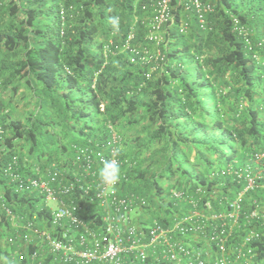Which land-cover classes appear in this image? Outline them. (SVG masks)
<instances>
[{
	"label": "trees",
	"instance_id": "trees-1",
	"mask_svg": "<svg viewBox=\"0 0 264 264\" xmlns=\"http://www.w3.org/2000/svg\"><path fill=\"white\" fill-rule=\"evenodd\" d=\"M145 2L0 0V84H13L14 92L21 84L31 99L16 118L0 100V201L29 219L48 217L46 209L34 212V198L7 185L3 165L17 153L21 164L27 157L24 173L32 162L61 168L72 145L104 142L114 131L125 174L119 193L133 195L136 211L146 212L137 221L145 241L154 221L168 228L195 211L206 235L173 236L201 258L218 249L208 239L210 216L230 210L247 172L261 174L244 192L238 224L223 220L232 228L229 250L250 230L259 233L248 263L264 264V44L257 45L264 41V0H210L202 26L176 9L158 44L135 21ZM231 15L245 36L233 31ZM183 22L187 30L179 32ZM130 33L135 52L123 47ZM128 133L133 142L125 152ZM252 210L257 216L249 220Z\"/></svg>",
	"mask_w": 264,
	"mask_h": 264
},
{
	"label": "built area",
	"instance_id": "built-area-1",
	"mask_svg": "<svg viewBox=\"0 0 264 264\" xmlns=\"http://www.w3.org/2000/svg\"><path fill=\"white\" fill-rule=\"evenodd\" d=\"M176 9L192 12L202 26L213 6L210 0H146L141 7L143 16L135 17V21L140 19L147 39L158 44L166 27L173 24ZM230 19L233 31L237 30L245 36L239 18L231 15ZM187 27V23L183 22L179 25V32H185ZM131 38L130 33L123 47L135 52L129 45ZM249 43L245 38L248 49L251 47ZM263 44L264 41L257 45L260 47ZM119 149L120 137L112 131L104 142L89 140L72 145L73 156L61 168L53 163L43 166L32 162L30 173H24L27 157L22 158L23 164L17 153L10 157L2 167L1 178L16 193L39 199L40 204L36 205L38 208L34 212L43 213L46 209L48 217L37 219L34 214L29 219L25 213L18 214L6 202L0 201V226H7L0 242L5 244L7 264H249L255 258L256 252L250 245L251 241L258 240L259 233L250 230L229 250L225 242L232 228L223 219L231 218L233 226L237 224L244 192L251 189L255 180L263 178L261 174L252 175L244 169L247 172L246 186L229 203L230 210L210 216L212 221L219 220L218 223L211 221L208 224V239L218 249L213 255L206 251L205 258H201L198 248L190 249L174 238L175 235L183 236L191 232L206 235V226L198 223V218L204 216L195 211L168 228L154 221L149 226L145 241L133 215L137 208L135 198L119 193L125 174L120 173L115 184H107L100 178L104 161L111 160L121 165ZM235 172L237 176L241 175V169ZM252 202L255 203V200ZM87 208L90 209L91 225L84 220ZM256 216L252 210L247 217L250 220Z\"/></svg>",
	"mask_w": 264,
	"mask_h": 264
},
{
	"label": "rangeland",
	"instance_id": "rangeland-1",
	"mask_svg": "<svg viewBox=\"0 0 264 264\" xmlns=\"http://www.w3.org/2000/svg\"><path fill=\"white\" fill-rule=\"evenodd\" d=\"M150 52L151 54L154 55L153 50H151ZM149 53L147 54V56L151 58V56H149ZM28 92L29 90H26V87H24L21 84L18 86L16 92L13 91V84L10 83L6 87L5 86L2 87L0 84V100L2 104L8 107L11 118L21 117V115L24 114V112H28L31 109V99L26 95L29 94ZM132 140H133V134L128 133L126 136H124L123 142L125 143V147H123L122 145V149L124 148L123 150L125 152L131 151L128 149H130L131 147V144L133 142ZM133 215L134 218H136V224H137L140 220H142V216L146 215V212L144 214L143 210H139V211H135V214L133 213ZM1 238L2 236L0 231V239Z\"/></svg>",
	"mask_w": 264,
	"mask_h": 264
},
{
	"label": "clouds",
	"instance_id": "clouds-1",
	"mask_svg": "<svg viewBox=\"0 0 264 264\" xmlns=\"http://www.w3.org/2000/svg\"><path fill=\"white\" fill-rule=\"evenodd\" d=\"M113 27H118V19H113ZM120 175V165L118 162L111 160L104 161L103 167L100 169V178L107 184H115Z\"/></svg>",
	"mask_w": 264,
	"mask_h": 264
},
{
	"label": "crops",
	"instance_id": "crops-1",
	"mask_svg": "<svg viewBox=\"0 0 264 264\" xmlns=\"http://www.w3.org/2000/svg\"><path fill=\"white\" fill-rule=\"evenodd\" d=\"M0 189L2 190V185L0 186ZM0 190V191H1ZM1 197V196H0ZM33 202H34V208H35V210L38 208L37 206H35V205H38V204H40V201H39V199H36V203H35V201H34V199H33ZM89 208H87L86 209V213H85V217H84V220H85V218H87V220H85L89 225H91L92 224V222H90V219H88V218H90V216H89ZM0 231H1V234L2 233H4V231H7V226H0ZM3 255H2V254ZM0 254L3 256V258H2V262L3 263H5V262H8V261H6L7 260V258L5 257V256H7L6 255V250H5V248H4V246H0Z\"/></svg>",
	"mask_w": 264,
	"mask_h": 264
}]
</instances>
